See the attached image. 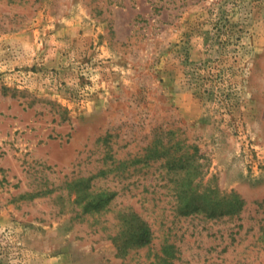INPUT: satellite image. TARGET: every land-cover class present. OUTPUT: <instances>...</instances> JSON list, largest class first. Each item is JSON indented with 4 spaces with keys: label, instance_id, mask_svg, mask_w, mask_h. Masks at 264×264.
Masks as SVG:
<instances>
[{
    "label": "rangeland",
    "instance_id": "1",
    "mask_svg": "<svg viewBox=\"0 0 264 264\" xmlns=\"http://www.w3.org/2000/svg\"><path fill=\"white\" fill-rule=\"evenodd\" d=\"M0 264H264V0H0Z\"/></svg>",
    "mask_w": 264,
    "mask_h": 264
},
{
    "label": "trees",
    "instance_id": "2",
    "mask_svg": "<svg viewBox=\"0 0 264 264\" xmlns=\"http://www.w3.org/2000/svg\"><path fill=\"white\" fill-rule=\"evenodd\" d=\"M169 151H170L169 146L167 147L166 145L161 144V143L160 144L154 143V145L151 146V148H148V153H146L144 159L139 158V159H136L135 162L145 163V166H150L152 162L166 158L165 162L163 163L164 167L168 168L169 170L168 173L172 171L175 173V175L180 174L179 170L182 168L186 170L187 175L190 169L197 168L195 159H188L187 160L188 166L184 167L183 164H182L183 166H181V164L177 162V159L175 157H172V155L169 156ZM190 175H193V172ZM179 180H181V178L175 179V182L177 181L179 182ZM180 189H182L180 192L183 193L184 191L183 184L181 185ZM116 194L117 192H114V191L100 192L99 194L96 195L95 198H93L92 201H90V203L87 206L92 211H96L100 213L106 209V206L110 204V202L114 199ZM195 200L196 199L191 201L190 204L186 202L182 206V210H185L184 214H188L192 212L190 211L189 208H195V205H194ZM193 210L196 211L200 209H193ZM209 212H213L212 215H216L217 211L216 209H214V211H209ZM209 212L208 214H210ZM221 212H222L221 214H224V211H221ZM119 218H122L121 228L117 231L116 235L113 236V238L117 239L123 236L128 237L126 244L121 247L122 250H125V252L127 251L129 253L131 251L130 249L134 247H145L152 243L153 236H154L152 225L148 221L143 219L138 212L134 210L125 211L119 214Z\"/></svg>",
    "mask_w": 264,
    "mask_h": 264
}]
</instances>
